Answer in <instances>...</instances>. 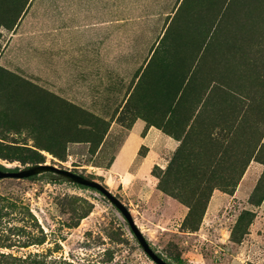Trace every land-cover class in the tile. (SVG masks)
<instances>
[{
    "label": "rangeland",
    "instance_id": "rangeland-1",
    "mask_svg": "<svg viewBox=\"0 0 264 264\" xmlns=\"http://www.w3.org/2000/svg\"><path fill=\"white\" fill-rule=\"evenodd\" d=\"M120 5L127 46L106 81L88 50L47 76L38 39L25 56L44 7ZM0 156L98 182L167 264H264V0H0ZM0 198L1 252L154 264L95 190L42 174L0 179Z\"/></svg>",
    "mask_w": 264,
    "mask_h": 264
},
{
    "label": "crops",
    "instance_id": "crops-1",
    "mask_svg": "<svg viewBox=\"0 0 264 264\" xmlns=\"http://www.w3.org/2000/svg\"><path fill=\"white\" fill-rule=\"evenodd\" d=\"M77 8L75 11L67 7L56 6L54 13L46 7L41 9L44 18L40 19L39 36L31 38L32 35L26 28L20 34L21 38L30 36L24 39V54L28 57L32 56L28 53L27 40L29 38L30 40L38 39L36 42L39 44V52L34 56V59L30 60V63L38 62L40 73L47 76L54 63L58 64V68L59 64H65L61 68L64 73L68 71L66 63L75 62L81 65L85 61L88 50L93 52L97 61L104 64L102 78L106 81L112 63L118 61L113 60L112 48L119 46L121 49L127 46L128 8L121 5L114 8L104 6H78ZM135 21V29H138V17ZM21 23L17 25V30ZM14 36L15 34L13 38ZM154 137H157L156 133L150 130L147 134V141Z\"/></svg>",
    "mask_w": 264,
    "mask_h": 264
},
{
    "label": "water",
    "instance_id": "water-1",
    "mask_svg": "<svg viewBox=\"0 0 264 264\" xmlns=\"http://www.w3.org/2000/svg\"><path fill=\"white\" fill-rule=\"evenodd\" d=\"M45 173L58 174L62 176L63 178L69 180L73 184L87 187L89 189H93L99 192L123 216V218L129 225V228L132 234L134 235L135 239L137 240L139 246L142 248L143 252L148 256V258L154 264H167L165 261H163L160 257H158L151 250L145 238L141 235L140 231L134 226L133 221L131 219V215L129 211L125 208V206L98 182L89 180L69 170L60 169L50 164H37V165L29 166V167L23 168L21 170H16V171H1L0 170V179L23 180V179H29L30 177H33V176H39Z\"/></svg>",
    "mask_w": 264,
    "mask_h": 264
},
{
    "label": "trees",
    "instance_id": "trees-1",
    "mask_svg": "<svg viewBox=\"0 0 264 264\" xmlns=\"http://www.w3.org/2000/svg\"><path fill=\"white\" fill-rule=\"evenodd\" d=\"M57 145H59V144H57ZM25 151L29 152V154H32L33 156L37 155V153H35V152H33V151L29 150V149H26ZM1 157H3V156H0V158ZM23 163H26V162H23ZM29 163L32 164L31 166H34V165H37V164H41V162H39V161H37V160H35L33 158H29ZM0 170L1 171H16V170H6L2 166H0ZM45 174H48L50 176H54L55 178H61L64 181H69V180H67V179L63 178L62 176H60L58 174H55V173H45ZM37 177L38 176L30 177L29 180L36 179ZM76 186H78L80 188H84V189H89L87 187H83V186H80V185H77V184H76ZM0 201H3V199L0 198ZM3 207L0 208V211H1V209ZM33 241H36V242H32V244H42L44 242L43 238L36 239V240H33ZM32 244H29V245H32ZM10 247H12V246L11 245L0 246V248H6V249H9ZM0 264H71V263H67V262H63V261L55 262V263L54 262L46 263L43 260H36L35 258H31L30 256H27L25 258H19V257L13 256L12 254H8V253H4V252L0 251Z\"/></svg>",
    "mask_w": 264,
    "mask_h": 264
}]
</instances>
